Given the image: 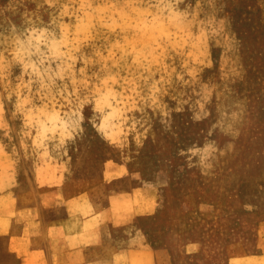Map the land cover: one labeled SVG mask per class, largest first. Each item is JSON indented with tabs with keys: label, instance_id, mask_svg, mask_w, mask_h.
Instances as JSON below:
<instances>
[{
	"label": "rangeland",
	"instance_id": "rangeland-1",
	"mask_svg": "<svg viewBox=\"0 0 264 264\" xmlns=\"http://www.w3.org/2000/svg\"><path fill=\"white\" fill-rule=\"evenodd\" d=\"M24 1L0 0V229L63 173L100 204L130 187L118 211L166 264H264V0Z\"/></svg>",
	"mask_w": 264,
	"mask_h": 264
},
{
	"label": "crops",
	"instance_id": "crops-1",
	"mask_svg": "<svg viewBox=\"0 0 264 264\" xmlns=\"http://www.w3.org/2000/svg\"><path fill=\"white\" fill-rule=\"evenodd\" d=\"M125 178V176H121L120 178L116 177L112 180V182L121 181ZM68 182L69 181L65 174L58 173L57 175L52 176L50 182L47 184H39L42 185L40 187H42L43 190L41 192L42 195L38 198L37 202L33 204L34 207L36 206L35 208L33 206L20 208L17 203L18 209L20 208L21 211L23 209H27L28 211L24 210L26 212L23 213V217L18 218L16 215L13 216V218L9 221V226L6 227V229H0V264H63L62 262L65 261L66 264H166L162 258L163 256L160 255V249L156 247L151 249L148 248L146 234L140 230L141 228H139V220L146 214L140 211L142 214L138 212L132 218V215H130V213H126L125 210L118 211L122 207V203L120 202L125 201L132 195V189H111L110 194L107 197L109 201L106 200L105 203L100 204L98 201H94L92 195L90 193L88 194L86 191V194L84 193L82 195L83 197H80L81 192L73 193L70 191ZM44 194L46 195L45 197ZM73 196L75 199H73ZM50 197H52L53 200L49 199ZM51 200L54 203H52ZM89 202L93 204H89ZM115 202H117L118 207L116 211L113 212V209L117 206V204L114 205ZM59 207L62 208L60 209ZM63 208L65 210H63ZM78 209L81 210L79 211ZM136 223H138V225ZM16 229L20 231H17ZM84 233L88 234H85L84 236ZM36 235L40 238L38 239ZM88 239H91L89 241L90 243L88 242ZM91 242L95 243L92 244ZM91 244L95 248L92 247ZM58 253L59 257L57 256ZM7 257H9V260ZM105 257H107V259ZM251 257L259 258L262 256L253 255Z\"/></svg>",
	"mask_w": 264,
	"mask_h": 264
},
{
	"label": "bare ground",
	"instance_id": "bare-ground-1",
	"mask_svg": "<svg viewBox=\"0 0 264 264\" xmlns=\"http://www.w3.org/2000/svg\"><path fill=\"white\" fill-rule=\"evenodd\" d=\"M25 1H26V0H25ZM25 1H24V2H25ZM36 1H37V0H36ZM104 1H105V0H104ZM27 2H28V0H27ZM111 2H112V1H111ZM114 2H115V1H114ZM101 3H103V2H101ZM93 4H94V3H93ZM96 4H97V3H96ZM44 5H45V4H44ZM101 5H102V4H101ZM105 5H106V4H105ZM46 6H47V5H46ZM103 6H104V5H103ZM76 7H77V6H76ZM119 7H120V5H119ZM41 9H42V8H41ZM108 9H110V8H108ZM32 10H33V9H32ZM94 10H95V8H94ZM30 11H31V10H30ZM107 11H108V10H107ZM109 12H110V11H109ZM5 13H6V12H5ZM5 13H4V14H5ZM45 13H46V12H45ZM120 13H121V12H120ZM166 13H167V12H166ZM57 14H58V13H57ZM102 15H103V13H102ZM1 16H2V15H1ZM17 16H18V15H17ZM47 16H48V15H47ZM5 17H7V16H5ZM12 18H13V17H12ZM85 18H86V17H85ZM2 19H3V18H2ZM1 21H2V20H1ZM76 21H77V20H76ZM97 21H98V20H97ZM116 21H117V20H116ZM104 22H105V21H104ZM96 23H98V22H96ZM119 23H120V22H119ZM96 25H97V24H96ZM16 26H17V25H16ZM20 26H21V25H20ZM46 26H47V25H46ZM0 27H1V26H0ZM50 27H51V26H50ZM54 27H55V25H54ZM48 28H49V27H48ZM57 28H58V24H57ZM19 29H20V28H19ZM109 29H110V28H109ZM21 30H22V29H21ZM47 31H48V30H47ZM114 32H115V31H114ZM118 32H119V31H118ZM51 33L53 34L54 31H52ZM55 33H56V32H55ZM92 33H93V32H92ZM112 33H113V32H112ZM4 34H5V32H4ZM28 34H29V33H28ZM60 34H61V33H60ZM60 34H59V36H60ZM66 34H67V33H66ZM130 34H131V33H130ZM43 35H44V34H43ZM53 35H54V34H53ZM53 35H52V36H53ZM100 35H101V34H100ZM28 36H29V35H28ZM41 36H42V34H41ZM54 36H55V35H54ZM54 36H53V37H54ZM96 36H97V35H96ZM158 36H159V35H158ZM49 37H50V36H49ZM49 37H48V38H49ZM78 37H79V36H78ZM45 38H46V37H45ZM48 38H47V39H48ZM57 38H58V37H57ZM57 38H56V39H57ZM60 38H62V37H60ZM56 39H55V40H56ZM137 39H138V38H137ZM156 39H157V38H156ZM4 40H5V39H4ZM58 40H59V39H58ZM84 40H85V39H84ZM97 40H98V39H97ZM52 41H53V40H52ZM92 41L95 42L93 39H92ZM98 41H99V40H98ZM98 41H96V42H98ZM133 41H134V40H133ZM81 42H82V40H81ZM81 42H80V43H81ZM84 42H85V41H84ZM103 42H104V41H103ZM110 42H111V41H110ZM112 42H113V41H112ZM128 42H129V41H128ZM35 43H36V42H35ZM98 43H99V42H98ZM122 43H124V42H122ZM131 43H132V42H131ZM134 43H135V42H134ZM54 44H55V43H54ZM62 44H63V43H62ZM95 44H96V43H95ZM108 44H109V43H108ZM150 44H151V43H150ZM162 44H163V43H162ZM38 45H39V44H38ZM42 45H43V44H42ZM138 45H139V44H138ZM45 46H46V45H45ZM136 46H137V44H136ZM146 46H147V45H146ZM40 47H41V46H40ZM43 47H44V46H43ZM85 47H86V46H85ZM104 47H105V46H104ZM114 47H115V46H114ZM128 47H129V46H128ZM133 47H134V46H133ZM5 48H6V47H5ZM60 48H61V47H60ZM65 48H66V47H65ZM108 48H109V47H108ZM146 48H147V47H146ZM78 49H80V48H78ZM104 49H105V48H104ZM113 49H114V48H113ZM144 49H145V48H144ZM215 49H216V48H215ZM2 50H3V49H2ZM22 50H23V49H22ZM38 50H39V49H38ZM88 50H90V49H88ZM91 50H92V49H91ZM105 50H106V49H105ZM147 50H148V49H147ZM149 50H150V49H149ZM149 50H148V51H149ZM155 50H156V49H155ZM240 50H243V49H240ZM245 50H246V49H245ZM253 50H254V49H253ZM23 51H24V50H23ZM40 51H41V50H40ZM72 51H73V50H72ZM84 51H85V50H84ZM95 51H96V50H95ZM106 51H107V50H106ZM132 51H133V50H132ZM151 51H152V49H151ZM13 52H14V51H13ZM24 52H25V51H24ZM38 52H39V51H38ZM78 52H79V51H78ZM100 52H101V51H100ZM215 52H216V51H215ZM50 53H51V52H50ZM50 53H49V54H50ZM53 53H54V52H53ZM55 53H56V51H55ZM73 53H74V52H73ZM85 53H86V52H85ZM134 53H135V51H134ZM145 53H147V51H146ZM212 53H214V52H212ZM218 53H219V52H218ZM246 53H247V52H246ZM253 53H254V52H253ZM253 53H252V54H253ZM41 54H42V53H41ZM89 54H90V53H89ZM103 54H104V53H103ZM119 54H120V53H119ZM119 54H118V55H119ZM123 54H124V53H123ZM155 54H156V52H155ZM244 54H245V53H244ZM110 55H111V54H110ZM146 55H147V54H146ZM212 55H213V54H212ZM212 55H211V56H212ZM63 56H64V55H63ZM72 56H73V54H72ZM75 56H76V55H75ZM91 56H92V51H91ZM130 56H131V55H130ZM149 56H150V55H149ZM215 56H216V55H215ZM27 57H28V56H27ZM40 57H41V55H40ZM79 57H80V56H79ZM102 57H103V56H102ZM115 57H116V56H115ZM30 58H31V57H30ZM60 58H61V56H60ZM67 58H68V57H67ZM91 58H93V56H92ZM95 58H96V57H95ZM95 58H94V59H95ZM145 58H146V57H145ZM48 59H49V58H48ZM55 59H56V58H55ZM57 59H58V58H57ZM80 59H81V58H80ZM116 59H117V58H116ZM140 59L142 60V57H141ZM158 59H159V58H158ZM244 59H245V58H244ZM28 60H29V59H28ZM62 60H63V59H62ZM83 60H84V58H83ZM144 60L146 61V59H144ZM167 60H168V59H167ZM54 61H55V60H54ZM63 61H64V60H63ZM67 61H68V60H67ZM73 61H74V60H73ZM73 61H70V62H73ZM78 61H79V60H78ZM103 61H104V60H103ZM103 61H102V62H103ZM116 61H117V60H116ZM119 61H120V60H119ZM130 61H131V60H130ZM130 61H129V62H130ZM139 61H140V60H139ZM52 62H53V61H52ZM64 62H65V61H64ZM150 62H152V61H150ZM16 63H17V62H16ZM16 63H15V65H16ZM53 63H54V62H53ZM55 63H56V62H55ZM58 63L60 64V62H58ZM62 63H63V62H62ZM67 63H68V62H67ZM82 63H83V62H82ZM97 63H98V62H97ZM146 63H147V62H146ZM216 63H217V62H216ZM49 64H50V60H49ZM49 64H48V65H49ZM63 64H64V63H63ZM100 64H101V63H100ZM107 64H108V63H107ZM132 64H133V63H132ZM147 64H148V63H147ZM53 65H54V64H53ZM53 65H52V66H53ZM75 65H76V63H75ZM98 65H99V64H98ZM98 65H97V66H98ZM136 65H138V63H137ZM136 65H135V66H136ZM213 65H214V64H213ZM65 66H66V65H65ZM86 66H87V65H86ZM141 66H142V64H141ZM214 66H215V65H214ZM71 67H72V66H71ZM74 67H75V66H74ZM74 67H73V68H74ZM79 67H80V66H79ZM100 67H101V66H100ZM128 67H129V66H128ZM136 67H137V66H136ZM139 67H140V66H139ZM215 67H216V66H215ZM18 68H19V67H18ZM42 68H43V67H42ZM63 68H65V67H63ZM75 68H76V67H75ZM97 68H98V67H97ZM119 68H120V67H119ZM131 68H132V65H131ZM177 68H179V67H177ZM243 68H244V67H243ZM89 69H90V68H89ZM101 69H102V68H101ZM129 69H130V68H129ZM137 69H138V68H137ZM137 69H136V70H137ZM141 69H142V68H141ZM145 69H146V68H145ZM33 70H35V69H33ZM77 70H80V69H77ZM99 70H100V69H99ZM134 70H135V68H134ZM12 71H13V70H12ZM63 71H64V70H63ZM100 71H101V70H100ZM103 71H104V70H103ZM119 71H120V70H119ZM156 71H157V70H156ZM206 71H207V70H206ZM213 71H214V70H213ZM53 72H55V71H53ZM58 72H59V71H58ZM92 72H95V71H92ZM96 72H97V71H96ZM106 72H107V71H106ZM106 72H105V73H106ZM128 72H129V71H128ZM130 72H131V71H130ZM130 72H129V73H130ZM10 73H11V72H10ZM51 73H52V71H51ZM122 73H123V71H122ZM131 73H132V72H131ZM143 73H145V72H143ZM146 73H147V69H146ZM153 73L155 74V72H153ZM216 73H217V72H216ZM74 74H75V72H74ZM82 74H83V73H82ZM91 74L94 75L93 73H91ZM91 74H89V75L91 76ZM151 74H152V73H151ZM245 74H246V73H245ZM31 75H33V74H31ZM55 75H56V73H55ZM75 75H76V74H75ZM102 75H104V73H103ZM137 75H138V74H137ZM143 75H144V74H143ZM143 75H142V76H143ZM207 75H208V74H207ZM259 75H260V74H259ZM35 76H36V75H35ZM59 76H60V75H59ZM108 76H109V74H108ZM132 76H133V73H132ZM151 76H152V75H151ZM153 76H154V75H153ZM209 76H210V75H209ZM212 76H213V74H212ZM29 77H30V76H29ZM62 77H63V76H62ZM95 77H96V75H95ZM106 77H107V76H106ZM128 77H129V76H128ZM147 77H148V75H147ZM10 78H11V77H10ZM36 78H37V77H36ZM38 78H39V77H38ZM59 78H60V77H59ZM91 78H92V77H91ZM99 78H100V77H99ZM107 78H109V77H107ZM110 78H111V77H110ZM215 78H216V77H215ZM217 78H218V77H217ZM21 79H22V78H21ZM28 79H29V78H28ZM48 79H49V77H48ZM50 79H51V78H50ZM79 79H80V78H79ZM102 79H103V78H102ZM104 79H105V78H104ZM125 79H126V78H125ZM141 79H142V78H141ZM211 79H212V78H211ZM224 79H225V78H224ZM13 80H14V78H13ZM34 80H35V79H34ZM34 80H33V81H34ZM54 80H55V79H54ZM54 80H51V81H54ZM69 80H71V78H69ZM94 80H95V78H94ZM100 80H101V78H100ZM107 80H108V79H107ZM117 80H118V77H117ZM117 80H116V81H117ZM121 80H122V78H121ZM134 80H136V79L134 78ZM150 80H151V79H150ZM220 80H221V79H220ZM257 80H258V79H257ZM10 81H11V80H10ZM30 81H31V80H30ZM37 81H38V80H37ZM59 81H60V80H59ZM63 81H64V78H63ZM103 81H104V80H103ZM129 81H130V80H129ZM235 81H236V80H235ZM60 82H61V81H60ZM99 82H100V81H98V83H99ZM105 82H106V81H105ZM109 82H110V81H109ZM114 82H115V81H114ZM117 82H118V81H117ZM147 82H148V81H147ZM153 82H155V81H153ZM237 82H239V80H237ZM246 82H247V81H246ZM66 83H67V82H66ZM100 83H101V82H100ZM102 83H103V82H102ZM106 83H107V82H106ZM141 83H143V82H141ZM214 83H215V82H214ZM217 83H218V82H217ZM253 83H254V82H253ZM253 83H252V84H253ZM28 84H29V83H28ZM42 84H43V83H42ZM72 84H73V83H72ZM83 84H84V82H83ZM91 84H92V83H91ZM110 84H111V83H110ZM115 84H116V82H115ZM137 84H138V83H137ZM252 84H251V85H252ZM255 84H256V82H255ZM34 85H35V84H34ZM50 85H51V84H50ZM65 85H67V84H65ZM75 85H76V84H75ZM88 85H89V84H88ZM100 85H101V84H99V86H100ZM113 85H114V84H113ZM148 85H149V83H148ZM158 85H159V84H158ZM167 85H168V84H167ZM167 85H166V86H167ZM219 85H220V84H219ZM26 86H27V85H26ZM46 86H47V85H46ZM51 86H53V85H51ZM63 86H64V85H63ZM63 86H62V87H63ZM97 86H98V85H97ZM99 86H98V87H99ZM30 87H31V86H30ZM33 87H34V86H33ZM35 87H36V85H35ZM42 87H43V85H42ZM88 87H89V86H88ZM125 87H126V86H125ZM195 87H196V86H195ZM243 87H244V86H243ZM248 87H249V86H248ZM47 88H48V87H47ZM69 88H70V87H69ZM110 88H111V87H110ZM119 88H121V87H119ZM139 88H140V87H139ZM220 88H221V87H220ZM231 88H232V87H231ZM251 88H253V87H251ZM15 89H16V88H15ZM40 89H41V88H40ZM95 89H96V88H95ZM95 89H94V90H95ZM104 89H106V88H104ZM113 89H114V88H113ZM125 89H126V88H125ZM170 89H171V88H170ZM187 89H188V88H187ZM214 89H215V88H214ZM2 90H3V89H2ZM12 90H13V89H12ZM29 90H30V89H29ZM29 90H28V91H29ZM31 90H32V89H31ZM36 90H37V89H36ZM36 90H34V91L32 90V91L35 92ZM38 90H39V89H38ZM65 90H66V89H65ZM83 90H84V89H83ZM90 90H91V89H90ZM101 90H102V89H101ZM152 90H153V89H152ZM197 90H198V89H197ZM219 90H220V89H219ZM248 90H249V89H248ZM39 91H40V90H39ZM46 91H48V90H46ZM46 91H45V92H46ZM50 91H51V90H50ZM80 91H81V90H80ZM136 91H137V90H136ZM231 91H232V89H231ZM250 91H251V90H250ZM18 92H19V91H18ZM42 92H43V91H42ZM57 92H58V91H57ZM74 92H75V91H74ZM86 92H87V91H86ZM92 92H94V91H92ZM169 92H170V91H169ZM225 92H226V91H225ZM246 92H247V91H246ZM7 93H8V92H7ZM35 93H36V92H35ZM40 93H41V92H40ZM49 93H51V92H49ZM49 93H48V94H49ZM52 93H53V92H52ZM68 93H69V91H68ZM87 93H88V92H87ZM133 93H134V92H133ZM138 93H139V92H138ZM170 93H171V92H170ZM235 93H236V92H235ZM261 93H262V90H261ZM261 93H260V94H261ZM62 94H64V93H62ZM81 94H82V93H81ZM91 94L93 95V93H91ZM38 95H39V94H38ZM44 95H45V93H44ZM44 95H43V96H44ZM50 95H51V94H50ZM71 95H72V93H71ZM92 95H90V96H92ZM94 95H95V93H94ZM97 95H98V93H97ZM134 95H135V94H134ZM171 95H172V94H171ZM191 95H193V94H191ZM191 95H190V96H191ZM230 95H231V94H230ZM234 95H235V94H234ZM256 95H257V94H256ZM263 95H264V94H263ZM32 96H33V95H32ZM35 96H36V94L34 95V97H35ZM59 96H60V95H59ZM68 96H69V95H68ZM76 96H77V95H76ZM84 96H85V95H84ZM98 96H99V95H98ZM173 96H174V95H173ZM183 96H184V95H183ZM237 96H238V95H237ZM243 96H244V95H243ZM251 96H252V95H251ZM47 97H48V96H47ZM78 97H79V96H78ZM88 97H89V96H88ZM92 97H93V96H92ZM166 97H167V96H166ZM222 97H223V96H222ZM253 97H254V96H253ZM10 98H11V97H10ZM45 98H46V97H45ZM65 98H66V97H65ZM93 98H94V97H93ZM95 98H96V96H95ZM237 98H238V97H237ZM239 98H240V97H239ZM32 99H33V98H32ZM35 99H36V98H35ZM56 99H58V98H56ZM63 99H64V98H63ZM182 99H183V98H182ZM225 99H226V98H225ZM246 99H247V97H246ZM259 99H260V98H259ZM50 100H51V99H50ZM50 100H49V101H50ZM52 100H53V99H52ZM54 100H55V99H54ZM61 100H62V99H61ZM64 100H65V99H64ZM80 100H81V99H80ZM92 100H93V99H92ZM97 100H98V99H97ZM166 100H167V99H166ZM186 100H187V99H186ZM220 100H221V97H220ZM220 100H219L218 102H220ZM263 100H264V99H263ZM6 101H7V100H6ZM35 101H36V100H35ZM45 101H46V100H45ZM55 101H56V100H55ZM68 101H69V99H68ZM84 101H85V100H84ZM164 101H165V100H164ZM167 101H168V100H167ZM224 101H225V100H224ZM10 102H11V101H10ZM61 102H62V101H61ZM73 102H74V101H73ZM73 102H72V103H73ZM113 102H114V101H113ZM146 102H147V101H146ZM216 102H217V101H216ZM252 102H253V101H252ZM252 102H251V103H252ZM263 102H264V101H263ZM6 103H7V102H6ZM42 103H43V102H42ZM58 103H59V102H58ZM76 103H78V102H76ZM167 103H168V102H167ZM248 103H249V101H248ZM254 103H255V102H253V104H254ZM60 104H61V103H60ZM114 104H115V103H114ZM114 104H113V105H114ZM241 104H243V103H241ZM43 105H44V104H43ZM51 105H52V104H51ZM55 105H56V103H55ZM68 105H69V104H68ZM78 105H79V103L77 104V107H76V108H79ZM115 105H116V104H115ZM188 105H189V103H188ZM219 105H220V104H219ZM259 105H260V104H259ZM41 106H42V105H41ZM53 106H54V105H53ZM56 106H57V105H56ZM179 106H180V105H179ZM50 107H51V106H50ZM50 107H49V108H50ZM81 107H82V106H81ZM115 107H116V106H115ZM172 107H173V106H172ZM246 107H247V106H246ZM252 107H254V106H252ZM45 108H46V107H45ZM45 108H44V109H45ZM63 108H64V107H63ZM40 109H42V108H40ZM101 109H102V108H101ZM104 109H105V107H104ZM104 109H102V110H104ZM106 109H107V108H106ZM109 109H111V108H109ZM141 109H142V108H141ZM207 109H208V108H207ZM215 109H216V108H215ZM247 109H248V108H247ZM77 110H78V109H77ZM150 110H151V109H150ZM208 110H209V109H208ZM44 111H45V110H44ZM54 111H55V110H54ZM95 111H96V109H95ZM108 111H109V110H108ZM188 111H189V110H188ZM209 111H210V110H209ZM212 111H213V110H212ZM214 111H215V110H214ZM214 111H213V113H214ZM248 111H249V110H248ZM254 111H255V110H254ZM263 111H264V110H263ZM6 112H7V111H6ZM34 112H35V111H34ZM144 112H145V111H144ZM176 112H177V111H176ZM180 112H181V111H180ZM215 112H216V111H215ZM251 112H252V111H251ZM10 113H11V112H10ZM30 113H31V112H30ZM58 113H59V112H58ZM61 113H62V112H61ZM178 113H179V112H178ZM226 113H227V112H226ZM263 113H264V112H263ZM2 114H3V113H2ZM18 114H19V113H18ZM152 114H153V113H152ZM152 114H150V115H152ZM176 114H177V113H176ZM248 114H249V113H248ZM251 114H252V113H251ZM6 115H7V114H6ZM56 115H57V114H56ZM56 115H55V116H56ZM79 115H80V114H79ZM96 115H97V113H96ZM101 115H102V114H101ZM101 115H100V116H101ZM127 115H128V114H127ZM191 115H192V113H191ZM211 115H212V114H211ZM253 115H254V114H253ZM104 116H105V115H104ZM143 116H144V115H143ZM3 117H4V115H3ZM12 117H13V116H12ZM30 117H31V116H30ZM89 117H90V116H89ZM89 117H88V118H89ZM102 117H103V116H102ZM248 117H249V116H248ZM79 118H81V117H79ZM99 118H100V117H99ZM156 118H157V117H156ZM185 118H186V117H185ZM191 118H192V117H191ZM206 118H207V117H206ZM208 118H209V117H208ZM252 118H253V117H252ZM43 119H44V118H43ZM145 119H146V118H145ZM210 119H211V118H210ZM5 120H6V116H5ZM74 120H75V119H74ZM99 120H100V119H99ZM130 120H131V119H130ZM141 120H142V119H141ZM191 120H192V119H191ZM203 120H204V119H203ZM55 121H56V120H55ZM76 121H77V120H76ZM78 121L80 122L81 120H78ZM114 121H115V120H114ZM154 121H155V120H154ZM156 121H157V120H156ZM180 121H181V120H180ZM189 121H190V120H189ZM206 121H207V120H206ZM248 121H249V120H248ZM51 122H52V121H51ZM58 122H59V121H58ZM192 122H193V121H192ZM197 122H198V121H197ZM215 122H216V121H215ZM201 123H202V122H201ZM203 123H204V122H203ZM10 124H11V122H10ZM14 124H15V123H14ZM78 124H79V123H78ZM95 124H96V122H95ZM170 124H171V123H170ZM170 124H169V125H170ZM186 124H187V123H186ZM193 124H194V123H193ZM211 124H212V123H211ZM16 125H17V124H16ZM57 125H58V124H57ZM68 125H70V124H68ZM93 125H94V124H93ZM98 125H99V124H98ZM105 125H106V124H105ZM187 125H188V124H187ZM205 125H206V123H205ZM247 125H248V123H247ZM253 125H254V124H253ZM13 126H14V125H13ZM77 126H78V125H77ZM77 126H76V127H77ZM125 126H126V125H125ZM127 126H128V125H127ZM154 126H155V125H154ZM165 126H166V125H165ZM209 126H210V125H209ZM236 126H237V125H236ZM243 126H244V125H243ZM19 127H20V126H19ZM249 127H250V126H249ZM11 128H12V127H11ZM79 128H80V125L78 126V129H79ZM217 128H218V127H217ZM240 128H241V127H240ZM76 129H77V128H76ZM82 129H83V128H82ZM141 129H142V128H141ZM206 129H207V128H206ZM238 129H239V128H238ZM17 130H18V129H17ZM124 130H125V128H124ZM143 130H144V129H143ZM193 130H194V129H193ZM218 130H219V129H218ZM232 130H233V129H232ZM246 130H247V129H246ZM35 131H36V130H35ZM101 131H102V130H101ZM33 132H34V131H33ZM82 132H83V131H82ZM147 132H148V131H147ZM152 132L154 133V131H152ZM163 132H164V131H163ZM178 132H180L179 129H178ZM178 132H177V133H178ZM190 132H191V131H190ZM240 132H241V131H240ZM246 132H247V131H246ZM0 133H1V132H0ZM46 133H47V132H46ZM130 133H131V132H130ZM174 133H175V132H174ZM100 134H101V133H100ZM100 134H99V135H100ZM169 134H170V132H169ZM219 134H220V133H219ZM219 134H218V135H219ZM240 134H241V133H240ZM134 135H135V134H134ZM146 135H147V133H146ZM161 135H162V134H161ZM178 135H179V134H178ZM211 135H212V134H211ZM76 136H77V135H76ZM79 136H80V135H79ZM101 136H103V135H101ZM132 136H133V135H132ZM149 136H150V135H149ZM154 136H155V135H154ZM169 136H170V135H169ZM180 136H181V135H180ZM13 137H14V136H13ZM74 137H75V136H74ZM251 137H252V136H251ZM0 138H1V137H0ZM79 138H80V137H79ZM156 138H157V137H156ZM176 138H177V137H176ZM240 138H243V137H240ZM259 138H260V137H259ZM6 139H7V138H6ZM6 139H5V140H6ZM206 139H207V138H206ZM206 139H205V140H206ZM237 139H238V138H237ZM250 139H251V138H250ZM104 140H105V139H104ZM140 140H141V139H140ZM176 140H177V139H176ZM194 140H195V139H194ZM233 140H234V139H233ZM12 141H13V140H12ZM207 141H208V140H207ZM229 141H230V140H229ZM238 141H239V140H238ZM2 142H3V141H2ZM13 142H14V141H13ZM29 142H30V141H29ZM74 142H75V141H74ZM148 142H149V141H148ZM153 142H154V141H153ZM195 142H196V141H195ZM215 142H216V141H215ZM134 143H135V142H134ZM163 143H164V142H163ZM245 143H247V142H245ZM143 144H144V143H143ZM196 144H197V142H196ZM216 144H217V143H216ZM235 144H236V143H235ZM253 144H254V143H253ZM5 145H6V144H5ZM74 145H75V144H74ZM188 145H189V144H188ZM190 145H191V144H190ZM236 145H237V144H236ZM249 145H250V142H249ZM249 145H248V146H249ZM110 146H111V145H110ZM171 146H172V145H171ZM185 146H186V145H185ZM63 147H65V146H63ZM112 147H113V146H112ZM114 147H115V146H114ZM197 147H198V146H197ZM199 147H200V146H199ZM251 147H252V146H251ZM251 147L249 146L250 149H251ZM116 148H117V147H116ZM219 148H220V147H219ZM246 148H248V147H246ZM5 149H6V148H5ZM62 149H63V148H62ZM67 149H68V148H67ZM177 149H178V148H177ZM185 149H186V148H185ZM185 149H184V150H185ZM250 149H249V151H250ZM119 150H120V149H119ZM238 150H239V149H238ZM258 150H259V149H258ZM8 151H9V150H8ZM158 151H159V150H158ZM173 151H174V150H173ZM173 151H172V152H173ZM234 151H235V149H234ZM256 151H257V149H256ZM133 152H135V151H133ZM138 152H139V151H138ZM138 152H137V153H138ZM237 152H238V151H237ZM135 153H136V152H135ZM247 153H248V149H247ZM150 154H151V153H150ZM189 154H190V153H189ZM234 154H236V153L234 152ZM255 154H258V153L256 152ZM148 155H149V154H148ZM151 155H152V154H151ZM172 155H173V154H172ZM249 155H250V154H249ZM260 155H261V154H260ZM260 155H259V156H260ZM132 156H133V155H132ZM187 156H188V155H187ZM232 156H233V155H232ZM232 156H231V157H232ZM261 156H262V155H261ZM155 157H156V156H155ZM255 157H256V156H255ZM62 158H63V157H62ZM123 158H124V157H123ZM145 158H146V157H145ZM145 158H144V159H145ZM194 158H195V157H194ZM257 158H258V157H257ZM149 159H150V158H149ZM228 159H229V158H228ZM254 159H255V158H254ZM258 159L260 160V158H258ZM58 160H59V159H58ZM110 160H111V159H110ZM185 160H186V159H185ZM192 160H193V159H192ZM196 160H197V159H196ZM247 160H248V159H247ZM124 161H125V160H124ZM222 161H225V160H222ZM229 161H230V160H229ZM254 161H255V160H254ZM256 161H257V160H256ZM58 162H59V161H58ZM156 162H157V160H156ZM165 162H167V160H166ZM169 162H170V161H169ZM150 163H151V162H150ZM186 163H187V162H186ZM250 163H251V162H250ZM250 163H249V164H250ZM26 164H27V163H26ZM26 164H25V165H26ZM151 164H152V163H151ZM164 164H165V163H164ZM182 164H183V163H182ZM252 164H253V161H252ZM252 164H251V165H252ZM255 164H256V163H255ZM118 165H119V164H118ZM125 165H126V164H125ZM228 165H229V164H227V166H228ZM251 165H250V166H251ZM156 166H157V165H156ZM223 166H224V165H223ZM169 167H170V166H169ZM215 167H216V166H215ZM224 167H226V166H224ZM27 168H28V167H27ZM30 168H31V167H30ZM70 168H71V167H70ZM111 168H112V170H113V167H111ZM114 168H115V167H114ZM127 168H128V167H127ZM179 168H180V167H179ZM222 168H223V167H222ZM244 168H245V167H244ZM25 169H26V167H25ZM128 169H129V168H128ZM144 169H145V168H144ZM147 169H148V168H147ZM217 169H218V168H217ZM225 169H226V168H224V170H225ZM230 169H231V168H230ZM97 170H98V169H97ZM159 170H160V169H159ZM245 170H246V169H245ZM18 171H19V170H18ZM18 171H17V172H18ZM27 171H28V170H27ZM71 171H73V170H71ZM225 171H227V170H225ZM102 172H103V171H102ZM127 172H128V170H127ZM135 172H136V171H135ZM177 172H178V171H177ZM177 172H176V173H177ZM184 172L186 173V171H184ZM213 172H214V171H213ZM221 172H222V171H221ZM221 172H220V173H221ZM96 173H97V172H96ZM154 173H155V172H154ZM159 173H160V172H159ZM24 174H25V173H24ZM161 174H162V173H161ZM221 174H222V173H221ZM230 174H231V173H230ZM232 174H233V173H232ZM232 174H231V176H230L231 178H232ZM240 174H241V173H240ZM245 174H246V173H245ZM247 174H248V173H247ZM17 175H18V174H17ZM128 175H129V174H128ZM178 175H179V174H177V176H178ZM202 175H203V174H202ZM259 175H260V172H259ZM259 175H258V176H259ZM29 176H30V175H29ZM152 176H153V175H152ZM162 176H163V175H162ZM219 176H220V175H219ZM250 176H251V175H250ZM261 176H263V171H262V175H261ZM16 177H17V176H16ZM205 177H206V176H205ZM226 177H228V176L226 175ZM241 177H242V176H241ZM243 177H244V176H243ZM30 178H31V176H30ZM69 178H70V176H69ZM118 178H120V177H118ZM215 178H216V177H215ZM224 178H225V176H224ZM228 178H229V177H228ZM228 178H225V179H228ZM236 178H237V177H236ZM245 178H246V177H245ZM259 178H261V177H259ZM259 178H258V179H259ZM262 178H263V177H262ZM122 179H123V178H122ZM133 179H134V178H133ZM162 179H163V178H162ZM202 179H203V177H202ZM204 179H205V178H204ZM229 179H230V178H229ZM135 180H136V178H135ZM200 180H201V179H200ZM235 180H236V179H235ZM240 180H242V179H240ZM65 181H66V180H65ZM69 181H70V180H69ZM111 181H112V180H111ZM159 181H160V180H159ZM203 181H204V180H202V183H203ZM210 181H211V180H210ZM213 181H215V180H213ZM221 181H222V180H221ZM230 181H231V180H230ZM230 181H229V182H230ZM244 181H245V180H244ZM244 181H243V182H244ZM250 181H251V180H250ZM256 181H257V179H256ZM145 182H146V181H145ZM166 182H167V181H166ZM204 182H207V180L204 181ZM224 182H225V181H224ZM234 182H235V181H234ZM118 183H119V182H118ZM207 183H208V182H207ZM215 183H216V182H215ZM250 183H251V182H250ZM64 184H65V183H64ZM100 184H101V183H100ZM161 184H162V183H161ZM223 184H224V183H223ZM235 184H236V183H235ZM235 184H233V185H235ZM62 185H63V184H62ZM227 185H228V184H227ZM239 185H240V184H239ZM251 185H253V184H251ZM93 186H94V185H93ZM137 186H138V185H137ZM156 186H157V185H156ZM184 186H185V185H184ZM211 186H212V185H211ZM229 186H230V184H229ZM229 186H228V187H229ZM235 186H236V185H235ZM240 186H241V185H240ZM245 186H246V184H245ZM44 187H45V186H44ZM214 187H215V186H214ZM224 187H225V186H224ZM224 187L221 186V188H224ZM107 188H108V186H107ZM129 188H130V187H129ZM133 188H134V187H133ZM147 188H148V187H147ZM200 188H201V187H200ZM226 188H227V187H226ZM29 189H30V188H29ZM63 189H64V188H63ZM82 189H83V188H82ZM121 189H122V188H121ZM143 189H144V188H143ZM168 189H169V188H168ZM206 189H207V188H206ZM208 189H209V188H208ZM246 189H247V188H246ZM15 190H16V189H15ZM86 190H87V189H86ZM123 190H124V189H123ZM129 190H130V189H129ZM139 190H140V189H139ZM197 190H198V189H197ZM17 191H18V190H17ZM39 191H40V190H39ZM78 191H79V190H78ZM83 191H84V190H83ZM142 191H143V190H142ZM168 191H169V190H168ZM213 191H214V190H213ZM216 191H217V190H216ZM249 191H250V190H249ZM26 192H27V191H26ZM35 192H36V191H35ZM87 192H88V191H87ZM126 192H127V191H126ZM126 192H125V193H126ZM180 192H181V191H180ZM202 192H203V191H202ZM211 192H212V191H211ZM233 192H234V191H233ZM238 192H240V190H239ZM5 193H7V192H5ZM58 193H59V192H58ZM84 193H85V191H84ZM84 193H83V194H84ZM186 193H187V192H186ZM194 193H195V192H194ZM209 193H210V192H209ZM240 193H241V192H240ZM249 193H251V192H249ZM50 194H51V193H50ZM83 194H80V197H81ZM85 194H86V193H85ZM88 194H89V193H88ZM94 194H95V193H94ZM120 194H121V193H120ZM162 194H163V193H162ZM196 194H197V193H196ZM206 194H207V193H206ZM218 194H220V193H218ZM226 194H227V193H226ZM242 194H243V193H242ZM34 195H35V194H34ZM53 195H54V194H53ZM61 195H62V194H61ZM91 195H92V194H91ZM165 195H166V194H165ZM229 195H230V193H229ZM233 195H234V194H233ZM243 195H244V194H243ZM255 195H256V194H255ZM35 196H36V195H35ZM45 196H46V195L44 194V197H45ZM110 196H111V195H110ZM146 196H147V195H146ZM224 196H225V194H224ZM231 196H232V194H231ZM235 196H236V195H235ZM249 196H250V195H249ZM53 197H55V196H53ZM62 197H63V196H62ZM82 197H83V196H82ZM85 197H86V196H85ZM85 197H84V198H85ZM138 197H139V196H138ZM148 197H149V195H148ZM151 197H152V195H151ZM154 197H155V196H154ZM172 197H173V196H172ZM206 197H207V196H206ZM214 197H215V196H214ZM217 197H218V195H217ZM258 197H260V196H258ZM56 198H58V197H56ZM64 198H65V197H64ZM68 198H69V197H68ZM88 198H89V197H88ZM120 198H121V197H120ZM141 198H142V197H141ZM141 198H140V199H141ZM152 198H153V197H152ZM152 198H151V199H152ZM261 198H262V197H261ZM13 199H14V198H13ZM49 199H52V197H50ZM73 199H75L74 196H73ZM118 199H119V198H118ZM145 199H146V198H145ZM151 199H150V200H151ZM249 199H250V198H249ZM251 199H252V198H251ZM52 200H53V199H52ZM52 200H51V201H52ZM107 200H108V199H107ZM153 200H154V199H153ZM155 200H156V199H155ZM236 200H237V199H236ZM242 200H244V199H242ZM245 200H246V199H245ZM245 200H244V201H245ZM258 200H259V199H258ZM74 201H75V200H74ZM94 201H95V200H94ZM98 201H99V200H98ZM108 201H109V200H108ZM138 201H139V200H138ZM173 201H174V200H173ZM244 201H243V202H244ZM251 201H252V200H251ZM259 201H260V200H259ZM47 202H48V201H47ZM75 202H76V201H75ZM80 202H81V199H80ZM141 202H142V201H141ZM141 202H139V203H141ZM149 202H150V201H149ZM230 202H231V201H230ZM247 202H248V201H247ZM252 202H253V201H252ZM262 202H263V201H262ZM17 203H18V202H17ZM52 203H54V202L52 201ZM70 203H71V202H70ZM76 203H77V202H76ZM90 203H91V202H89V204H90ZM225 203H226V201H225ZM256 203H257V202H256ZM43 204H44V203H43ZM91 204H93V203H91ZM251 204H252V203H251ZM260 204H261V203H260ZM262 204H263V203H262ZM19 205H20V204H19ZM68 205H69V204H68ZM97 205H98V204H97ZM143 205H144V204H143ZM184 205H185V204H184ZM227 205H228V204H227ZM229 205H231V204H229ZM16 206H17V205H16ZM41 206H42V205H41ZM44 206H45V204H44ZM139 206H140V205H139ZM144 206H145V205H144ZM222 206H223V205H222ZM231 206H232V205H231ZM24 207H25V206H24ZM33 207H34V206H33ZM35 207H36V206H35ZM35 207H34V208H35ZM71 207H72V205H71ZM75 207H76V206H75ZM96 207H97V206H96ZM134 207H136V206L134 205ZM162 207H163V206H162ZM196 207H197V205H196ZM235 207H236V206H235ZM21 208H22V206H21ZM34 208H33V209H34ZM59 208H60V207H59ZM61 208H62V207H61ZM61 208H60V209H61ZM68 208H69V207H68ZM109 208H110V207H109ZM136 208H137V207H136ZM155 208H156V207H155ZM155 208H154V209H155ZM222 208H223V207H222ZM37 209H38V208H37ZM106 209H108V208H106ZM139 209H140V208H139ZM144 209H145V208H144ZM187 209H188V208H187ZM260 209H261V207H260ZM14 210H15V209H14ZM30 210H31V209H30ZM34 210H35V209H34ZM45 210H46V209H45ZM52 210H53V209H52ZM63 210H65V209L63 208ZM78 210H79V209H78ZM80 210H81V209H80ZM80 210H79V211H80ZM100 210H101V209H100ZM102 210H103V209H102ZM108 210H109V209H108ZM132 210H133V209H132ZM134 210H135V209H134ZM137 210H138V209H137ZM137 210H136V211H137ZM191 210H192V208H191ZM104 211H105V210H104ZM127 211H128V210H127ZM144 211H145V210H144ZM171 211H172V210H171ZM192 211H193V210H192ZM208 211H209V210H208ZM2 212H3V210H2ZM14 212H15V211H14ZM59 212H60V211H59ZM68 212H69V211H68ZM139 212H140V211H139ZM239 212H240V211H239ZM3 213H4V212H3ZM32 213H33V212H32ZM48 213H49V212H48ZM79 213H80V212H79ZM79 213H78V214H79ZM104 213H105V212H104ZM140 213H141V212H140ZM206 213H207V212H206ZM242 213H243V212H242ZM49 214H50V213H49ZM58 214H59V213H58ZM73 214H74V213H73ZM134 214H135V213H134ZM136 214H137V213H136ZM141 214H142V213H141ZM161 214H163V213H161ZM208 214H212V213H208ZM240 214H241V213H240ZM251 214H252V213H251ZM256 214H257V213H256ZM55 215H56V213H55ZM71 215H72V214H71ZM101 215H102V214H101ZM194 215H195V214H194ZM197 215H198V213H197ZM197 215H196V216H197ZM257 215H258V214H257ZM43 216H44V215H43ZM45 216H47V215H45ZM61 216H62V215H61ZM65 216H67V215H65ZM103 216H104V215H103ZM134 216H135V215H133V217H134ZM141 216H142V215H141ZM258 216H259V215H258ZM37 217H38V216H37ZM133 217H132V218H133ZM136 217H137V216H136ZM252 217H253V216H252ZM2 218H4V217L2 216ZM11 218H13V217H11ZM43 218H44V217H43ZM48 218H49V217H48ZM48 218H47V219H48ZM59 218H60V217H59ZM91 218H92V217H91ZM104 218H105V217H104ZM137 218H138V217H137ZM222 218H223V217H222ZM250 218H251V216H250ZM259 218H260V216H259ZM262 218H263V217H262ZM44 219H45V218H44ZM85 219H86V218H85ZM95 219H96V217H95ZM111 219H112V218H111ZM160 219H161V218H160ZM211 219H212V218H211ZM219 219H220V218H219ZM248 219H249V218H248ZM257 219H258V218L256 217L255 220H257ZM92 220H94V219H92ZM134 220H135V218H134ZM198 220H199V217H198ZM239 220H240V218H239ZM249 220H251V219H249ZM255 220H254V222H255ZM45 221H46V220H45ZM82 221H83V220H82ZM113 221H115V220H113ZM221 221H222V220H221ZM241 221H242V220H240V222H241ZM245 221H246V219H245ZM23 222H24V221H23ZM43 222H44V221H43ZM135 222H136V221H135ZM233 222H234V221H233ZM259 222H260V221H259ZM10 223H11V222H10ZM13 223H14V222H13ZM84 223H85V221H84ZM86 223H87V222H86ZM103 223H104V222H103ZM109 223H110V222H109ZM237 223H238V222H237ZM252 223H253V222H252ZM90 224H91V223H90ZM98 224H99V223H98ZM105 224H106V223H105ZM136 224H137V223H136ZM240 224H241V223H240ZM247 224H248V223H247ZM14 225H15V224H14ZM45 225H46V224H45ZM45 225H44V226H45ZM178 225H179V224H178ZM200 225H201V224H200ZM213 225H214V224H213ZM232 225H233V224H232ZM22 226H23V225H22ZM111 226H112V225H111ZM172 226H173V225H172ZM214 226H215V225H214ZM57 227H58V226H57ZM164 227H165V226H164ZM178 227H179V226H178ZM231 227H232V226H231ZM253 227H255V226H253ZM0 228H1V227H0ZM13 228H14V227H13ZM82 228H83V226H82ZM85 228H87V227H85ZM114 228H115V226H114ZM139 228H140V227H139ZM139 228H138V229H139ZM220 228H221V227H220ZM31 229H32V228H31ZM123 229H124V228H123ZM123 229H122V230H123ZM126 229H127V228H126ZM178 229H179V228H178ZM16 230H17V229H16ZM34 230H35V229H34ZM34 230H33V231H34ZM84 230H85V229H84ZM88 230H93V229H88ZM122 230H121V231H122ZM136 230H137V229H136ZM140 230H141V229H140ZM186 230H187V229H186ZM197 230H198V229H197ZM236 230H237V229H236ZM246 230H247V229H246ZM246 230H245V231H246ZM259 230H260V229H259ZM17 231H20V230H17ZM29 231H30V230H29ZM60 231H61V230H60ZM86 231H87V230H86ZM114 231H115V229H114ZM116 231H117V230H116ZM187 231H188V230H187ZM241 231H242V230H241ZM255 231H257V230H255ZM54 232H55V231H54ZM93 232H94V231H93ZM97 232H98V231H97ZM104 232H105V231H104ZM104 232H103V233H104ZM132 232H133V231H132ZM142 232H143V231H142ZM144 232H145V230H144ZM144 232H143V233H144ZM242 232H243V231H242ZM247 232H248V231H247ZM16 233H17V232H16ZM29 233H30V232H29ZM44 233H45V232H44ZM60 233H61V232H60ZM81 233H82V232H81ZM90 233H91V232H90ZM117 233H118V232H117ZM146 233H147V232H146ZM148 233H149V232H148ZM243 233H244V232H243ZM243 233H242V234H243ZM18 234H19V233H18ZM31 234H32V233H31ZM37 234H38V233H37ZM42 234H43V233H42ZM56 234H57V233H56ZM75 234H76V233H75ZM85 234H88V233H84V236H85ZM99 234H100V233H99ZM108 234H109V233H108ZM153 234H154V233H153ZM155 234H156V233H155ZM189 234H190V233H189ZM250 234H251V233H250ZM256 234H257V233H256ZM52 235H53V234H52ZM63 235H64V233H63ZM93 235H94V234H93ZM132 235H133V234H132ZM215 235H216V234H215ZM220 235H221V234H220ZM244 235H245V234H244ZM247 235H248V233H247ZM263 235H264V234H263ZM19 236H20V235H19ZM36 236H37V235H36ZM40 236H41V235H40ZM53 236H54V235H53ZM81 236H82V234H81ZM97 236H98V234H97ZM99 236H100V235H99ZM117 236H118V235H117ZM127 236H128V235H127ZM172 236H173V235H172ZM178 236H179V235H178ZM242 236H243V235H242ZM242 236H241V238H242ZM253 236H254V235H253ZM17 237H18V236H17ZM37 237H38V236H37ZM54 237H55V236H54ZM59 237H60V236H59ZM86 237H87V236H86ZM114 237H115V236H114ZM125 237H126V236H125ZM146 237H147V236H146ZM239 237H240V235H239ZM29 238H30V237H29ZM39 238H40V237H38V239H39ZM44 238H45V237H44ZM63 238H64V237H63ZM82 238H83V237H82ZM95 238H96V236H95ZM103 238H104V237H103ZM115 238H116V237H115ZM168 238H169V237H168ZM175 238H176V237H175ZM233 238H234V237H233ZM46 239H47V238H46ZM51 239H52V238H51ZM80 239H81V238H80ZM91 239H93V238H91ZM91 239H90V240H91ZM110 239H111V238H110ZM119 239H121V238H119ZM145 239H146V238H145ZM166 239H167V238H166ZM225 239H226V238H225ZM227 239H228V238H227ZM236 239H237V238H236ZM245 239H246V238H245ZM249 239H250V238H249ZM262 239H263V238H262ZM83 240H84V239H83ZM90 240L88 239V242H89ZM93 240H94V239H93ZM93 240H92V241H93ZM148 240H149V239H148ZM156 240H157V239H156ZM176 240H177V239H175V243H176ZM178 240H179V239H178ZM223 240H224V239H223ZM229 240H230V238H229ZM233 240H234V239H233ZM239 240H240V239H239ZM246 240H247V239H246ZM52 241H53V240H52ZM63 241H64V240H63ZM102 241H103V240H102ZM136 241H137V240H136ZM161 241H162V240H161ZM188 241H189V240H188ZM217 241H218V240H217ZM220 241H221V240H220ZM224 241H225V240H224ZM224 241H223V242H224ZM243 241H244V240H243ZM251 241L253 242V240H251ZM262 241H263V240H262ZM2 242H3V241H2ZM38 242H39V240H38ZM194 242H195V241H194ZM201 242H202V241H201ZM249 242H250V240H249ZM7 243H8V242H7ZM7 243H6V244H7ZM89 243H90V242H89ZM91 243L94 244L95 242H94V243L91 242ZM102 243H104V242H102ZM107 243H108V242H107ZM147 243H148V242H147ZM173 243H174V241H173ZM177 243H179V242H177ZM203 243H204V242H203ZM220 243H221V242H220ZM246 243H247V242H246ZM30 244H31V243H30ZM35 244H36V243H35ZM41 244H42V243H41ZM92 244H91V245H92ZM110 244H111V243H110ZM152 244H153V243H152ZM179 244H180V243H179ZM186 244H187V243H186ZM195 244H197V243H195ZM221 244H222V243H221ZM224 244H225V242H224ZM48 245H49V244H48ZM55 245H56V244H55ZM55 245H54V247H55ZM67 245H68V244H67ZM96 245H98V244H96ZM102 245H103V244H102ZM106 245H107V244H106ZM160 245H161V244H160ZM183 245H184V244H183ZM216 245H217V244H216ZM222 245H223V244H222ZM243 245H244V244H243ZM246 245H247V244H246ZM5 246H7V245H5ZM88 246H89V245H88ZM110 246H111V245H110ZM168 246L170 247V244H169ZM175 246H176V244H175ZM217 246H218V245H217ZM217 246H216V247H217ZM220 246H221V245H220ZM254 246H255V244H254ZM3 247H4V246H3ZM45 247H46V246H45ZM48 247H49V246H48ZM52 247H53V246H52ZM54 247H53V248H54ZM63 247H64V246H63ZM63 247H62V248H63ZM92 247H94V246L92 245ZM150 247H151V245H150ZM159 247H160V246H159ZM172 247H173V246H172ZM181 247H182V246H181ZM203 247H205V246H203ZM222 247H223V246H222ZM246 247H248V246H246ZM30 248H31V246H30ZM57 248H58V246H57ZM94 248H95V247H94ZM152 248H153V247H152ZM160 248H161V247H160ZM167 248H168V247H167ZM244 248H245V247H244ZM254 248H255V247H254ZM89 249H90V247H89ZM174 249H175V248H174ZM174 249H173V251H174ZM179 249H180V248H179ZM214 249H215V248H214ZM218 249H219V248H218ZM247 249H248V248H247ZM252 249H253V248H252ZM43 250H44V249H43ZM58 250H59V249H58ZM60 250H61V249H60ZM90 250H91V249H90ZM96 250H97V249H96ZM160 250H161V249H160ZM181 250H183V249H181ZM196 250H197V249H196ZM248 250H250V249H248ZM0 251H1V250H0ZM83 251H84V250H83ZM153 251H154V250H153ZM183 251H184V250H183ZM212 251H213V250H212ZM252 251H253V250H251V252H252ZM51 252H52V251H51ZM157 252H158V251H157ZM160 252H161V251H160ZM204 252H205V251H204ZM249 252H250V251H249ZM251 252H250V253H251ZM259 252H260V251H259ZM3 253H4V251H3ZM44 253H45V252H44ZM161 253H162V252H161ZM221 253H222V252H221ZM55 254H56V253H55ZM154 254H155V253H154ZM157 254H158V253H157ZM176 254H177V253H176ZM223 254H224V253H223ZM254 254H255V253H254ZM6 255H7V254H6ZM9 255H10V254H9ZM9 255H8V256H9ZM160 255H161V254H160ZM168 255H169V254H168ZM168 255H167V256H168ZM178 255H180V254L178 253ZM255 255H257V254H255ZM258 255H259V254H258ZM11 256H13V255H11ZM57 256L59 257V253L57 254ZM62 256H63V255H62ZM157 256H158V255H157ZM188 256H189V255H188ZM41 257H43V256H41ZM98 257H99V256H98ZM185 257H186V256H185ZM226 257H227V256H226ZM7 258H8V260H9V257H7ZM10 258H11V257H10ZM24 258H25V256H24ZM27 258H28V257H27ZM38 258H39V257H38ZM90 258H91V257H90ZM99 258H100V257H99ZM105 258L107 259V257H105ZM153 258H154V257H153ZM162 258H163V257H162ZM166 258L168 259V257H166ZM223 258H224V257H223ZM236 258H238V257H236ZM28 259H29V258H28ZM92 259H93V258H92ZM94 259H95V258H94ZM102 259H103V258H102ZM155 259H156V258H155ZM179 259H180V258H179ZM179 259H178V261H179ZM190 259H191V258H190ZM217 259H218V258H217ZM24 260H25V259H24ZM40 260H41V259H40ZM65 260H66V259H65ZM89 260H90V259H89ZM100 260H101V259H100ZM160 260H161V259H160ZM169 260H170V259H169ZM176 260H177V259H176ZM226 260H227V259H226ZM14 261H15V260H14ZM25 261H26V260H25ZM46 261H47V260H46ZM63 261H64V260H63ZM94 261H95V260H94ZM96 261H97V260H96ZM165 261H166V260H165ZM174 261H175V260H174ZM182 261H183V260H182ZM191 261H192V260H191ZM220 261H221V260H220ZM220 261H219V262H220ZM65 262H66V261H65ZM65 262H62V263L64 264ZM67 262H68V261H67ZM172 262H173V261H172ZM175 262H176V261H175ZM10 263H11V262H10ZM14 263H15V262H14ZM59 263H60V262H59ZM91 263H92V262H91ZM170 263H171V262H170ZM221 263H222V262H221ZM60 264H61V263H60ZM65 264H66V263H65ZM102 264H104V263H102ZM189 264H190V263H189ZM233 264H240V263H239V262H234Z\"/></svg>",
	"mask_w": 264,
	"mask_h": 264
}]
</instances>
